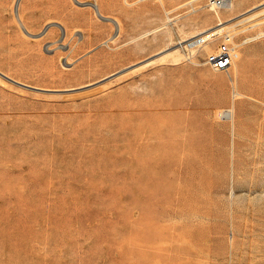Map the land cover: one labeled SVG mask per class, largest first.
Instances as JSON below:
<instances>
[{
  "label": "rangeland",
  "instance_id": "1",
  "mask_svg": "<svg viewBox=\"0 0 264 264\" xmlns=\"http://www.w3.org/2000/svg\"><path fill=\"white\" fill-rule=\"evenodd\" d=\"M191 1L0 0V264H264V13Z\"/></svg>",
  "mask_w": 264,
  "mask_h": 264
},
{
  "label": "bare ground",
  "instance_id": "2",
  "mask_svg": "<svg viewBox=\"0 0 264 264\" xmlns=\"http://www.w3.org/2000/svg\"><path fill=\"white\" fill-rule=\"evenodd\" d=\"M197 1H199V0H192L190 3H194V2H197ZM239 1L240 0H220V2H221V9L222 10H224L225 11V13H224V11L222 12V13H220V12H218V11H216L215 12V18L217 19V21H218V24H217V26H218V28H217V30H215L212 34H210L209 36H205V37H203L202 39H201V42H200V44L202 45V47H207L208 45V43H210L212 40H215L217 37H219V36H222L223 34L225 35V36H227V37H229V39H232L233 37H234V35H237L238 33H240V32H234V33H231L230 32V30H232V29H234V28H236V27H238V26H240V25H242V24H244V23H247V22H249V21H251V20H253L254 19V17H256V16H258V15H260V14H263L264 13V10H262V11H260V12H258V13H255V14H251V15H249V16H245V17H241V18H239L238 20H236V21H234V22H230V23H227V22H225V20H224V15L225 14H228V13H233V12H235L236 10H237V8H238V5H239ZM211 2V1H210ZM210 4H212L213 5V7L215 8L216 7V4L214 3V1H212V3H210ZM18 6H19V3H18V0H16V2H15V8H14V10L16 11V9H18ZM217 8V7H216ZM95 11H96V13H97V15L98 16H102L101 15V13L99 12V9L98 8H95ZM212 11V10H211ZM105 20H108V18H104ZM16 20H17V23L20 25V27L22 28V21H21V18H20V15H18V17H16ZM112 22H113V24L115 25V26H118L119 27V30H120V24H119V22L118 21H115V20H111ZM239 28V27H238ZM64 30H65V28H64ZM63 30V32H65V34H66V30L64 31ZM117 30H118V28H117ZM244 30V29H243ZM240 31V30H239ZM245 31V30H244ZM25 32L26 33H28L26 30H25ZM27 35H31V34H27ZM30 37H33V36H30ZM220 38V37H219ZM253 39H245V40H243L242 41V43L240 44V45H237V46H244V45H246L247 43H249V42H251ZM186 50H187V52H188V54H189V49H187L186 48ZM190 56H191V54H190ZM240 62V61H239ZM235 63V61L232 63V65ZM231 65V66H232ZM235 65H237V64H235ZM230 66V67H231ZM237 67V66H236ZM227 71V70H226ZM234 76H236V75H234ZM238 78V77H237ZM234 79V78H233ZM232 79V80H233ZM236 81V80H235ZM234 81V82H235ZM236 83V82H235ZM236 89V88H235ZM234 89V90H235ZM238 90V89H237ZM239 94H237L236 92H234V97H237ZM226 115H228V116H232L233 115V109H229L228 111H226Z\"/></svg>",
  "mask_w": 264,
  "mask_h": 264
},
{
  "label": "built area",
  "instance_id": "3",
  "mask_svg": "<svg viewBox=\"0 0 264 264\" xmlns=\"http://www.w3.org/2000/svg\"><path fill=\"white\" fill-rule=\"evenodd\" d=\"M216 4L217 10H222L220 0H211ZM233 38L224 34L220 37V41L209 53L203 58V64L212 71H226L232 63L237 60L239 52L238 47L233 44ZM213 42V41H211ZM190 56V55H188ZM191 57V56H190ZM189 57V58H190Z\"/></svg>",
  "mask_w": 264,
  "mask_h": 264
}]
</instances>
